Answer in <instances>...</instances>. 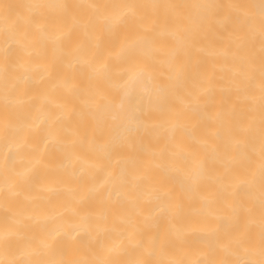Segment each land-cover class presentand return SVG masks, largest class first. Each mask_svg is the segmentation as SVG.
<instances>
[{
  "label": "bare ground",
  "instance_id": "bare-ground-1",
  "mask_svg": "<svg viewBox=\"0 0 264 264\" xmlns=\"http://www.w3.org/2000/svg\"><path fill=\"white\" fill-rule=\"evenodd\" d=\"M0 264H264V0H0Z\"/></svg>",
  "mask_w": 264,
  "mask_h": 264
}]
</instances>
